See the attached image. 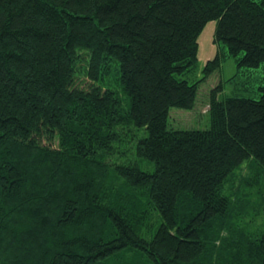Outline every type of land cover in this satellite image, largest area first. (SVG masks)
<instances>
[{"label": "trees", "instance_id": "obj_1", "mask_svg": "<svg viewBox=\"0 0 264 264\" xmlns=\"http://www.w3.org/2000/svg\"><path fill=\"white\" fill-rule=\"evenodd\" d=\"M210 20L264 62V0H0V264H264V84L170 126Z\"/></svg>", "mask_w": 264, "mask_h": 264}, {"label": "rangeland", "instance_id": "obj_2", "mask_svg": "<svg viewBox=\"0 0 264 264\" xmlns=\"http://www.w3.org/2000/svg\"><path fill=\"white\" fill-rule=\"evenodd\" d=\"M217 24V20H210L201 30L198 36L197 64L183 77L191 82L202 79L206 63L217 55L221 58V66L201 80L193 109L171 107L170 126L173 128L204 129L208 127L210 125L208 101L211 90L218 86L221 87L218 93V98L221 100L228 96L258 98L261 93L259 87L264 84V62L257 67L238 64L237 57L229 54L227 46L215 40ZM240 174L246 175L247 169H243Z\"/></svg>", "mask_w": 264, "mask_h": 264}]
</instances>
